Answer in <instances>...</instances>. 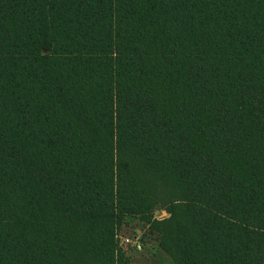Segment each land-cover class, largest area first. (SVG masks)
I'll return each mask as SVG.
<instances>
[{
  "label": "trees",
  "instance_id": "1",
  "mask_svg": "<svg viewBox=\"0 0 264 264\" xmlns=\"http://www.w3.org/2000/svg\"><path fill=\"white\" fill-rule=\"evenodd\" d=\"M162 196L174 264H264V0H0V264H129Z\"/></svg>",
  "mask_w": 264,
  "mask_h": 264
},
{
  "label": "rangeland",
  "instance_id": "2",
  "mask_svg": "<svg viewBox=\"0 0 264 264\" xmlns=\"http://www.w3.org/2000/svg\"><path fill=\"white\" fill-rule=\"evenodd\" d=\"M155 201L153 219L160 223L159 226L158 224L155 227L152 224L132 222V224H136L135 230L131 229L132 227L119 230V233L128 235L138 233V242L128 246L124 252L129 264H174L173 258L162 247V239L169 237L168 230L171 225H167L164 221L170 217L169 208L171 205L168 196H162V200L156 198ZM135 231L137 232L135 233ZM138 244L141 246L137 247Z\"/></svg>",
  "mask_w": 264,
  "mask_h": 264
},
{
  "label": "built area",
  "instance_id": "3",
  "mask_svg": "<svg viewBox=\"0 0 264 264\" xmlns=\"http://www.w3.org/2000/svg\"><path fill=\"white\" fill-rule=\"evenodd\" d=\"M138 234V233H137ZM128 235L125 233H118L116 235L118 246L121 250L126 251L128 246L134 245L138 242V235ZM141 244H138L137 247H140Z\"/></svg>",
  "mask_w": 264,
  "mask_h": 264
}]
</instances>
